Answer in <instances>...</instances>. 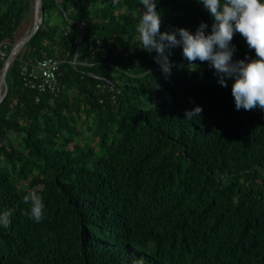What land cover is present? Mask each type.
I'll use <instances>...</instances> for the list:
<instances>
[{"label": "trees", "instance_id": "1", "mask_svg": "<svg viewBox=\"0 0 264 264\" xmlns=\"http://www.w3.org/2000/svg\"><path fill=\"white\" fill-rule=\"evenodd\" d=\"M31 8L0 0V75ZM42 8L0 105V212H12L0 264H264V110H236L233 80L221 86L208 62L190 70L180 47L165 79L139 47V0ZM157 11L161 31L211 32L196 0H158ZM231 44L233 61L256 58L239 33ZM45 57L63 60L61 90L37 101L20 65ZM196 106L201 118L184 119ZM33 191L40 223L23 215Z\"/></svg>", "mask_w": 264, "mask_h": 264}, {"label": "clouds", "instance_id": "2", "mask_svg": "<svg viewBox=\"0 0 264 264\" xmlns=\"http://www.w3.org/2000/svg\"><path fill=\"white\" fill-rule=\"evenodd\" d=\"M158 0H139L143 10L138 8L139 21L135 30L139 34L140 48L156 55L153 57L165 79L172 75L177 65L170 60L172 49L182 48V57L190 70L198 67L194 62H208L215 70L218 83L227 87V80L232 79L231 93L236 110H264V0H196L208 11L213 23L211 32L206 33L208 25L201 22L196 31L179 27L171 31H161V13L157 11ZM245 38L256 58L246 56L233 61L235 46L231 44L234 34ZM202 107L196 106L185 110L186 120L201 118ZM13 133H9L11 137ZM27 210L23 212L40 223L44 218V202L35 191L23 196ZM11 210L0 212V226L7 228ZM133 264H143L137 259Z\"/></svg>", "mask_w": 264, "mask_h": 264}, {"label": "built area", "instance_id": "3", "mask_svg": "<svg viewBox=\"0 0 264 264\" xmlns=\"http://www.w3.org/2000/svg\"><path fill=\"white\" fill-rule=\"evenodd\" d=\"M7 45L8 42L5 41L0 43V56L3 59L7 55ZM62 62L58 58L45 57L34 63H21L20 70L25 86L38 93L37 101L47 92L57 94L61 90L59 76Z\"/></svg>", "mask_w": 264, "mask_h": 264}, {"label": "water", "instance_id": "4", "mask_svg": "<svg viewBox=\"0 0 264 264\" xmlns=\"http://www.w3.org/2000/svg\"><path fill=\"white\" fill-rule=\"evenodd\" d=\"M43 0H36L35 3V14H36V19H35V23L33 26L32 31L23 39H21L13 48L12 53L10 54V56L8 57V59L6 60V63L4 65L3 71L0 75V88L2 89L3 87L5 88L3 93L0 95V105L1 103L4 101V99L6 98L7 94H8V83H7V76H8V72L12 66V64L14 63L16 56H18V54L23 50V48L25 47V45L31 40V38L38 32L41 24L43 23ZM39 9H40V20H39Z\"/></svg>", "mask_w": 264, "mask_h": 264}, {"label": "rangeland", "instance_id": "5", "mask_svg": "<svg viewBox=\"0 0 264 264\" xmlns=\"http://www.w3.org/2000/svg\"><path fill=\"white\" fill-rule=\"evenodd\" d=\"M35 3L36 0H32V8L31 10L28 12V14L26 15V18L24 20V23L22 25V36L20 37L19 41L21 39H23L24 37H26L33 29L34 23H35V19H36V14H35ZM51 22L53 23H58L60 22V17L56 14L53 15L51 18ZM18 41V42H19ZM4 87L2 88V93L4 91ZM1 90V89H0ZM157 95L154 96V98H156Z\"/></svg>", "mask_w": 264, "mask_h": 264}, {"label": "bare ground", "instance_id": "6", "mask_svg": "<svg viewBox=\"0 0 264 264\" xmlns=\"http://www.w3.org/2000/svg\"><path fill=\"white\" fill-rule=\"evenodd\" d=\"M41 14H40V9H39V20H40ZM1 89V88H0ZM2 94V89L0 90V95Z\"/></svg>", "mask_w": 264, "mask_h": 264}]
</instances>
